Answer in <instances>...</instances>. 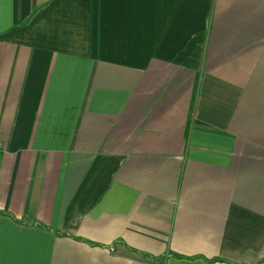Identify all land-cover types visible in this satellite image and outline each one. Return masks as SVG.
Here are the masks:
<instances>
[{
    "label": "crops",
    "instance_id": "obj_1",
    "mask_svg": "<svg viewBox=\"0 0 264 264\" xmlns=\"http://www.w3.org/2000/svg\"><path fill=\"white\" fill-rule=\"evenodd\" d=\"M0 264H264V0H0Z\"/></svg>",
    "mask_w": 264,
    "mask_h": 264
},
{
    "label": "trees",
    "instance_id": "obj_2",
    "mask_svg": "<svg viewBox=\"0 0 264 264\" xmlns=\"http://www.w3.org/2000/svg\"><path fill=\"white\" fill-rule=\"evenodd\" d=\"M179 258H181V257H179Z\"/></svg>",
    "mask_w": 264,
    "mask_h": 264
}]
</instances>
